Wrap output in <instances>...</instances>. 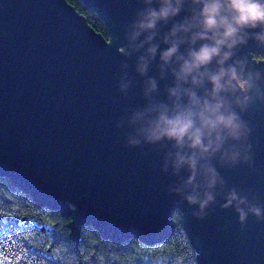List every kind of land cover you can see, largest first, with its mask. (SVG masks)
<instances>
[{
	"label": "water",
	"instance_id": "obj_1",
	"mask_svg": "<svg viewBox=\"0 0 264 264\" xmlns=\"http://www.w3.org/2000/svg\"><path fill=\"white\" fill-rule=\"evenodd\" d=\"M105 19L111 42L68 0H0V174L30 190L36 201L93 225L105 238L154 244L174 233L183 210L200 251V264H264V222L251 214L241 231L238 214L218 197L208 216L166 189L175 177L160 171L152 146L125 147L116 127L125 108L142 106L141 77L129 97L117 91L123 25L139 0H82ZM179 19V17H177ZM264 69V46L240 51ZM155 74V68L150 70ZM163 81L160 82L163 98ZM252 127L255 168H219L229 186L251 189L264 202V105L245 114Z\"/></svg>",
	"mask_w": 264,
	"mask_h": 264
},
{
	"label": "clouds",
	"instance_id": "obj_2",
	"mask_svg": "<svg viewBox=\"0 0 264 264\" xmlns=\"http://www.w3.org/2000/svg\"><path fill=\"white\" fill-rule=\"evenodd\" d=\"M123 25L117 91L128 98L141 77L145 103L125 108L116 127L125 147L152 146L160 171L175 180L166 191L204 219L223 199L238 214L264 222V202L238 190L218 170L255 168L245 114L264 105V69L239 54L250 41L264 46V0H139ZM179 17V19H177ZM135 58L132 73L129 59ZM155 74H149L152 68ZM163 81V98L160 82Z\"/></svg>",
	"mask_w": 264,
	"mask_h": 264
},
{
	"label": "trees",
	"instance_id": "obj_3",
	"mask_svg": "<svg viewBox=\"0 0 264 264\" xmlns=\"http://www.w3.org/2000/svg\"><path fill=\"white\" fill-rule=\"evenodd\" d=\"M68 1L109 39L102 16L82 0ZM173 219L174 233L163 241L116 242L90 224L74 229L71 218L39 204L30 190L0 174V264H200L183 210H176Z\"/></svg>",
	"mask_w": 264,
	"mask_h": 264
},
{
	"label": "rangeland",
	"instance_id": "obj_4",
	"mask_svg": "<svg viewBox=\"0 0 264 264\" xmlns=\"http://www.w3.org/2000/svg\"><path fill=\"white\" fill-rule=\"evenodd\" d=\"M111 39H112V37H111V35H109V41L111 42Z\"/></svg>",
	"mask_w": 264,
	"mask_h": 264
},
{
	"label": "built area",
	"instance_id": "obj_5",
	"mask_svg": "<svg viewBox=\"0 0 264 264\" xmlns=\"http://www.w3.org/2000/svg\"><path fill=\"white\" fill-rule=\"evenodd\" d=\"M262 60H264V58Z\"/></svg>",
	"mask_w": 264,
	"mask_h": 264
}]
</instances>
